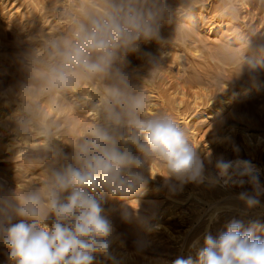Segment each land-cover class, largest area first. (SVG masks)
Instances as JSON below:
<instances>
[{"label": "clouds", "instance_id": "clouds-1", "mask_svg": "<svg viewBox=\"0 0 264 264\" xmlns=\"http://www.w3.org/2000/svg\"><path fill=\"white\" fill-rule=\"evenodd\" d=\"M51 11L57 13V6ZM238 7L229 9V16ZM66 32L34 37L40 47L18 57L21 78L0 90V101L15 106L10 131L20 147L19 161L44 169L39 185H0V249L7 264H94L111 259L114 226L106 198L127 200L146 185L153 162L167 172L165 183H202L205 163L185 129L166 113L148 114L144 81L163 66L167 53L144 46L167 47L195 25L193 0H90L57 13ZM172 28L171 37L162 30ZM129 55L141 61L132 67ZM224 58L250 79L264 68V32L234 33ZM229 81H227L228 83ZM92 89L91 93L84 86ZM92 112L81 124L64 114ZM38 140L33 144L32 141ZM211 162V161H209ZM216 180L242 187L258 182L247 161L214 163ZM259 193L257 192L256 195ZM238 198L248 207L257 199ZM122 213L125 222L140 220L139 207ZM138 205V202H137ZM225 231L204 236L196 259L177 257L171 264H264V237L257 224L237 219Z\"/></svg>", "mask_w": 264, "mask_h": 264}, {"label": "rangeland", "instance_id": "rangeland-1", "mask_svg": "<svg viewBox=\"0 0 264 264\" xmlns=\"http://www.w3.org/2000/svg\"><path fill=\"white\" fill-rule=\"evenodd\" d=\"M65 1H0V90L21 78L18 57L22 53L40 47L45 37L66 32L68 23L61 21L57 13L65 6L79 8L80 3ZM169 3L175 5L178 0H169ZM193 4L195 16L201 13L204 23L218 24L219 35H207L195 24L183 36L174 37L161 49L168 52V56L163 66L145 79L144 90L152 107L148 114L166 113L185 129L205 163L207 178L202 183L188 182L179 187H176L178 182L172 181L170 186L165 183L166 170L153 162L151 174L155 177L145 175L143 197L134 194L127 200L105 199V212L114 226L116 241L138 264H171L177 257L189 256L195 260L204 236L225 231V225L232 219L242 221L245 227L259 225L261 230L257 234L264 237V210L257 205L248 208L238 198L241 192H247L264 202V68L258 70L254 79L247 73L232 78L237 69L224 58L226 44L234 33L264 32V0H246L243 5L240 0H193ZM53 5L57 6V13L51 11ZM235 6L238 11L225 16ZM172 31L171 27L162 30L169 38ZM36 36L40 41L34 39ZM128 60L132 67L141 63L137 58L128 57ZM247 87L251 89L250 94L233 99L224 114L203 121L208 103ZM84 90L92 91L87 85ZM0 107L3 110L1 122L11 126L15 106L6 107L0 101ZM64 114L81 124L90 122L86 113H76L71 107L66 108ZM8 145H12L10 150ZM19 151L13 134L0 129V185L41 184L43 167H28L16 159ZM220 157L226 161L240 158L249 162L258 182L256 191L249 183L242 187L230 185L229 193L233 197L224 198L223 191L208 182L216 180L214 163ZM129 201L133 207H139V221L122 219L126 208L132 211ZM211 213L214 217L210 220ZM2 252L0 249V264H7ZM94 264L114 263L98 255Z\"/></svg>", "mask_w": 264, "mask_h": 264}, {"label": "bare ground", "instance_id": "bare-ground-1", "mask_svg": "<svg viewBox=\"0 0 264 264\" xmlns=\"http://www.w3.org/2000/svg\"><path fill=\"white\" fill-rule=\"evenodd\" d=\"M75 1L79 2L80 5H82V4H85L86 1H89V0H66L65 2L70 4V3H73ZM240 1H241V4L243 5L246 0H240ZM201 17H202L201 13L196 15L195 24H198L199 28H201V30L204 33H206L207 35H216V36H218L219 35V29L217 27L218 24L217 25L214 24V23L206 24L203 21L204 19H202ZM155 45H156L155 43L148 44V45H145L144 48H145L146 51H150V52H152L154 54H160V52L162 50L159 49ZM163 52L166 53L165 51H163ZM166 56H168V52H167ZM128 57L129 58H137L135 55H130ZM250 93H251V89H250V87H247V88L241 89V90H233L230 94H224V95L218 96L217 99L214 102L208 103L209 106L204 111L205 112V120H203V121L206 122L208 120H211V119L215 118L216 116L224 114L228 110V108L233 104V102H232L233 99L244 97V96H246V95H248ZM151 94L152 93H150L149 95H151ZM151 111H152V107L149 104L148 108H147V112H151ZM84 113L87 114V117L90 118V120L94 118V114L92 112L89 111V112H84ZM2 114H3V110L0 107V117H1ZM2 125H4V124L0 120V129L4 128V127H2ZM11 148H12V145H8L7 146L8 150H10ZM238 160L239 161H245V160H242L240 158H234L231 161L235 162V161H238ZM251 167L253 168L252 165H251ZM153 170H154V167H153V163H152L151 166H150V172L152 173ZM208 182L212 183V185H215L220 190H222L223 193H224V196H223L224 198L227 199V198H232L233 197L229 193L230 185H226L223 181H217V180H214V181L213 180H208ZM143 191L144 190L142 189L139 192L135 193V195H137L139 197H143L144 196V192ZM256 205L261 209V211L264 210V202L258 201ZM211 217L212 218L214 217L213 214L209 217V219ZM110 254H111L112 263H114V264H138L137 260H135L133 258V256L130 255L129 252L126 249L121 248V244H119V241L118 242L116 241V237H115L114 243L112 244V246L110 248Z\"/></svg>", "mask_w": 264, "mask_h": 264}]
</instances>
